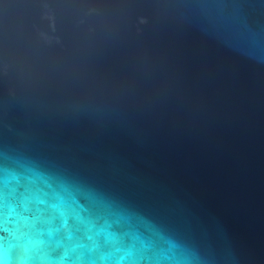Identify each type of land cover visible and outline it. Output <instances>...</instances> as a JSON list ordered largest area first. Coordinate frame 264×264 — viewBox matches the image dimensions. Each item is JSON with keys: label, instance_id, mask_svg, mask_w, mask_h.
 Returning a JSON list of instances; mask_svg holds the SVG:
<instances>
[{"label": "water", "instance_id": "obj_1", "mask_svg": "<svg viewBox=\"0 0 264 264\" xmlns=\"http://www.w3.org/2000/svg\"><path fill=\"white\" fill-rule=\"evenodd\" d=\"M0 264H264V0H0Z\"/></svg>", "mask_w": 264, "mask_h": 264}]
</instances>
